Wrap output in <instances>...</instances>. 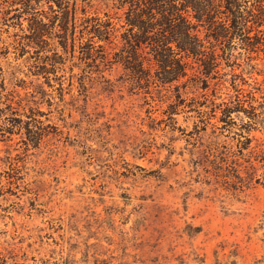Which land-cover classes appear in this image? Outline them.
<instances>
[{
    "label": "rangeland",
    "instance_id": "374dc122",
    "mask_svg": "<svg viewBox=\"0 0 264 264\" xmlns=\"http://www.w3.org/2000/svg\"><path fill=\"white\" fill-rule=\"evenodd\" d=\"M113 2L0 0V264H264L262 53L145 86Z\"/></svg>",
    "mask_w": 264,
    "mask_h": 264
},
{
    "label": "trees",
    "instance_id": "16d2710c",
    "mask_svg": "<svg viewBox=\"0 0 264 264\" xmlns=\"http://www.w3.org/2000/svg\"><path fill=\"white\" fill-rule=\"evenodd\" d=\"M115 1L114 8L125 7L124 22L131 31L120 33L122 52L116 60L133 77L144 80L145 86L153 80L164 85L183 78L206 83L221 60L227 63L236 58L232 51L237 42L245 50L260 51L264 64V0ZM57 4L62 12L63 44L67 47L74 15L71 19L68 1ZM105 16L91 17V25H84V29L89 25L86 31L91 37L103 42L99 44L102 58L108 57L106 44L114 31L110 14L106 12ZM133 29L136 30L132 32ZM179 85L170 95L176 105L183 100Z\"/></svg>",
    "mask_w": 264,
    "mask_h": 264
}]
</instances>
